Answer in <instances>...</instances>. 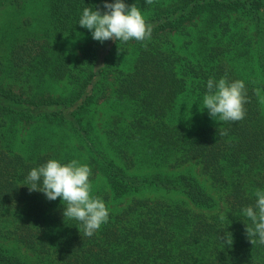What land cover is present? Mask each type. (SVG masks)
Returning <instances> with one entry per match:
<instances>
[{
  "label": "trees",
  "instance_id": "obj_1",
  "mask_svg": "<svg viewBox=\"0 0 264 264\" xmlns=\"http://www.w3.org/2000/svg\"><path fill=\"white\" fill-rule=\"evenodd\" d=\"M0 264H264V0H0Z\"/></svg>",
  "mask_w": 264,
  "mask_h": 264
},
{
  "label": "rangeland",
  "instance_id": "obj_2",
  "mask_svg": "<svg viewBox=\"0 0 264 264\" xmlns=\"http://www.w3.org/2000/svg\"><path fill=\"white\" fill-rule=\"evenodd\" d=\"M105 107V106H104ZM112 111V110H111ZM111 111L110 110H105V108H99V112H98V114H99V116L101 117V118H107V116L109 115V114H111Z\"/></svg>",
  "mask_w": 264,
  "mask_h": 264
}]
</instances>
